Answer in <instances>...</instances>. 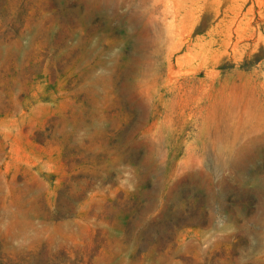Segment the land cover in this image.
Returning a JSON list of instances; mask_svg holds the SVG:
<instances>
[{
  "label": "rangeland",
  "instance_id": "1",
  "mask_svg": "<svg viewBox=\"0 0 264 264\" xmlns=\"http://www.w3.org/2000/svg\"><path fill=\"white\" fill-rule=\"evenodd\" d=\"M0 264H264V0H0Z\"/></svg>",
  "mask_w": 264,
  "mask_h": 264
}]
</instances>
